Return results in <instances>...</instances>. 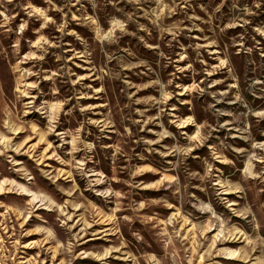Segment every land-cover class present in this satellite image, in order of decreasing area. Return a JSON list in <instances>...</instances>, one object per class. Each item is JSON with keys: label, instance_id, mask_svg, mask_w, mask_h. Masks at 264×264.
<instances>
[{"label": "rangeland", "instance_id": "obj_1", "mask_svg": "<svg viewBox=\"0 0 264 264\" xmlns=\"http://www.w3.org/2000/svg\"><path fill=\"white\" fill-rule=\"evenodd\" d=\"M0 264H264V0H0Z\"/></svg>", "mask_w": 264, "mask_h": 264}]
</instances>
